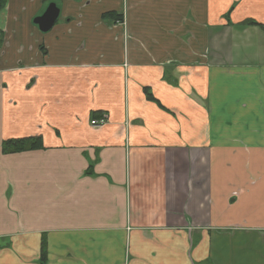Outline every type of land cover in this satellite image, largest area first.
Returning a JSON list of instances; mask_svg holds the SVG:
<instances>
[{"label":"crops","instance_id":"0c3cea01","mask_svg":"<svg viewBox=\"0 0 264 264\" xmlns=\"http://www.w3.org/2000/svg\"><path fill=\"white\" fill-rule=\"evenodd\" d=\"M0 26V264H264V0H8Z\"/></svg>","mask_w":264,"mask_h":264},{"label":"trees","instance_id":"16d2710c","mask_svg":"<svg viewBox=\"0 0 264 264\" xmlns=\"http://www.w3.org/2000/svg\"><path fill=\"white\" fill-rule=\"evenodd\" d=\"M8 0H0V13L5 8ZM108 16H112L114 14H107ZM115 17V15H114ZM119 18V17H117ZM243 26H259L258 23L254 21H247L242 24ZM264 28V27H263ZM4 44V32L0 28V52ZM148 95V94H147ZM148 98L151 99V96L148 95ZM41 139L39 137H27V138H19V139H8L3 141L2 143V152L4 154H13L20 153L29 150H36L42 148ZM46 248L43 244L41 249V258L40 264H46Z\"/></svg>","mask_w":264,"mask_h":264},{"label":"water","instance_id":"95a60500","mask_svg":"<svg viewBox=\"0 0 264 264\" xmlns=\"http://www.w3.org/2000/svg\"><path fill=\"white\" fill-rule=\"evenodd\" d=\"M59 17V9L54 3H50L42 15L35 17L33 23L41 32H48Z\"/></svg>","mask_w":264,"mask_h":264},{"label":"built area","instance_id":"2783aa9c","mask_svg":"<svg viewBox=\"0 0 264 264\" xmlns=\"http://www.w3.org/2000/svg\"><path fill=\"white\" fill-rule=\"evenodd\" d=\"M106 119H107V117L104 116V117H102L99 120H93V121H91L90 124H91L92 127H101L107 121Z\"/></svg>","mask_w":264,"mask_h":264},{"label":"rangeland","instance_id":"374dc122","mask_svg":"<svg viewBox=\"0 0 264 264\" xmlns=\"http://www.w3.org/2000/svg\"><path fill=\"white\" fill-rule=\"evenodd\" d=\"M47 8V7H46ZM1 27V26H0ZM4 41H5V38H4Z\"/></svg>","mask_w":264,"mask_h":264}]
</instances>
